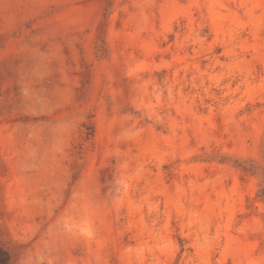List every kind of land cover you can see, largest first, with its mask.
I'll return each instance as SVG.
<instances>
[{"label": "rangeland", "instance_id": "374dc122", "mask_svg": "<svg viewBox=\"0 0 264 264\" xmlns=\"http://www.w3.org/2000/svg\"><path fill=\"white\" fill-rule=\"evenodd\" d=\"M11 264H264V0H0Z\"/></svg>", "mask_w": 264, "mask_h": 264}, {"label": "trees", "instance_id": "16d2710c", "mask_svg": "<svg viewBox=\"0 0 264 264\" xmlns=\"http://www.w3.org/2000/svg\"><path fill=\"white\" fill-rule=\"evenodd\" d=\"M0 264H11L6 253L0 250Z\"/></svg>", "mask_w": 264, "mask_h": 264}]
</instances>
